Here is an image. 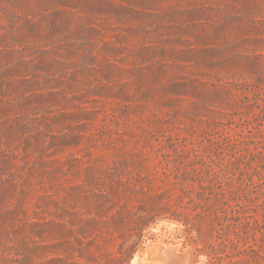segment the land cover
Listing matches in <instances>:
<instances>
[{"label": "rangeland", "instance_id": "rangeland-1", "mask_svg": "<svg viewBox=\"0 0 264 264\" xmlns=\"http://www.w3.org/2000/svg\"><path fill=\"white\" fill-rule=\"evenodd\" d=\"M0 264H264V0H0Z\"/></svg>", "mask_w": 264, "mask_h": 264}]
</instances>
